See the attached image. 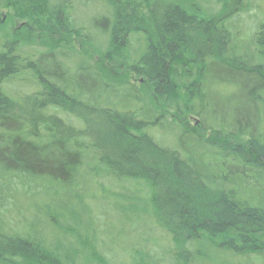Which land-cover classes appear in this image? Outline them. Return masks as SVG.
I'll use <instances>...</instances> for the list:
<instances>
[{
  "label": "trees",
  "instance_id": "trees-1",
  "mask_svg": "<svg viewBox=\"0 0 264 264\" xmlns=\"http://www.w3.org/2000/svg\"><path fill=\"white\" fill-rule=\"evenodd\" d=\"M230 3L0 0L46 40L0 36V264H264V24Z\"/></svg>",
  "mask_w": 264,
  "mask_h": 264
},
{
  "label": "rangeland",
  "instance_id": "rangeland-1",
  "mask_svg": "<svg viewBox=\"0 0 264 264\" xmlns=\"http://www.w3.org/2000/svg\"><path fill=\"white\" fill-rule=\"evenodd\" d=\"M230 3V8H216V12L217 16H221V15H226L228 13H233V12H241V10H243L237 18L240 19V21H242V23H239V28H243L244 26H248V29L251 30L252 29V33L257 29L258 26H260V23L262 22L264 24V0H240V5L235 6L236 4L234 2H232L233 0H229ZM91 2V1H90ZM93 3V5H92ZM92 3H90L91 5L89 7H80V9L78 10V14H85L87 15V23L88 26H91V28L93 27L94 22L97 19H100L102 17V13H100V11L98 13H96L94 10L96 9V6L94 5L95 2L93 1ZM249 6V8H246L247 6ZM223 10V11H222ZM245 10H247L245 12ZM96 13V14H95ZM77 14V16H78ZM149 12L147 10L141 11L139 12V19L145 18V20H148V16ZM79 17V16H78ZM82 18V17H81ZM89 19V21H88ZM82 22H84V20H82ZM27 29H25V22L21 19L20 16L14 15L13 12H11L10 10H6V9H2L0 8V36L3 37H21V38H25L28 42L32 43V44H37V45H41L40 43H44V41H46L41 35L35 34V35H31L29 36L27 34ZM136 40H140V39H136ZM134 40L133 43V50H137L139 48V46L141 45L140 41H136ZM75 44L79 45L86 53L87 55L90 57V59L95 62L96 64H98L99 66H105V67H109L110 69H112L114 71L115 74L112 73H106L107 75V79L110 80L113 83H120L123 82L125 80H130L133 83H136L137 85L143 86L144 88L148 89V86L145 82H143V80L135 78L134 75L132 74H127L126 72H124V70H122L121 68H119L118 66L112 68L111 63H109V61L105 62V60H102V58H100L97 54L96 51L94 49H92L91 47L85 46L82 43H78L75 41ZM14 90L15 88H17V86H13ZM168 112V116L171 119H178V116L175 115L174 112L172 111H167ZM186 117L183 116V119H185ZM238 140V139H237ZM42 201H45V198H43V196H38V198H34L32 200V202H36L38 205H42ZM129 214L132 215V213L128 212V213H124V214H115V219L114 222L117 223L118 226H116L117 228H121L123 226V228H126V220H125V216ZM33 219L35 218L34 216H31ZM127 217V216H126ZM33 219H29L30 221H33ZM30 224H26V225H22L21 230L22 231H35V232H42L44 233V230H42V228H38L34 229V228H29Z\"/></svg>",
  "mask_w": 264,
  "mask_h": 264
}]
</instances>
